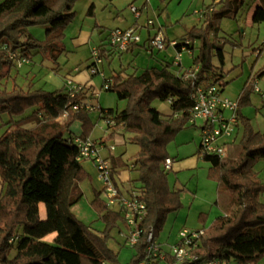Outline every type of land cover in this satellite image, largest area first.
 Masks as SVG:
<instances>
[{"label":"trees","instance_id":"16d2710c","mask_svg":"<svg viewBox=\"0 0 264 264\" xmlns=\"http://www.w3.org/2000/svg\"><path fill=\"white\" fill-rule=\"evenodd\" d=\"M76 1L0 0V115L22 116L10 120L0 137V264H121L117 254L107 246L111 229L118 226L119 233L124 226L119 211L107 207L100 192L95 193L91 206L105 224L101 233L90 230L71 212L82 198L79 183L85 171L77 160L79 150L72 144V137L65 135L79 121L83 130L81 139H87L92 128L90 111H72L74 104L87 100L86 94L82 92L72 99L66 87L50 92L23 89L14 82L18 58L29 64L39 53L55 63L64 51V30L75 18ZM222 3L219 10L208 6L201 25L192 27L182 39L199 43L198 53L192 57V65L200 67L199 82L221 83L224 88L228 82H223L222 67L228 40L220 36V21L235 18L243 3L221 0L219 4ZM92 8L89 7L87 15L93 14ZM254 22L264 23V9H257ZM34 26L45 28L43 40L29 34V28ZM107 46L97 47L101 58L102 47ZM9 54L16 59L11 60ZM212 59L218 61L219 67L212 64ZM172 66L173 63L162 62L140 74L126 75L124 70L115 73L106 80L110 84L107 91L125 101L126 107L120 112L99 108L100 119L106 114L115 120L113 132L128 134V141L138 147L129 167L137 177L129 181L132 186L126 194L139 195L145 203L147 213L142 227L146 231L152 229L156 238L166 217L182 208L180 191L170 190L162 162L168 157L167 144L189 123L193 107L190 84ZM263 75L261 69L248 78L237 99L241 137L236 156L203 158L209 164L207 179L217 185L215 204L220 206V196L227 193L232 206L204 230L198 253L206 258L240 264H257L264 258V202L260 199L264 182L253 169L258 160H264V132H255L241 113L250 104L254 81ZM154 101L169 103L172 114L164 117L151 106ZM28 110L31 112L25 115ZM64 113L67 117L59 122ZM122 165L117 159L111 160L115 184ZM39 205L45 208V219L40 218ZM205 217L206 214H200L198 221ZM248 223L256 226L243 229ZM50 234L54 235L53 241L45 242L43 238ZM14 237L17 240L10 244ZM12 250L15 253L9 257ZM134 250L127 264H138L143 259L144 236Z\"/></svg>","mask_w":264,"mask_h":264},{"label":"rangeland","instance_id":"374dc122","mask_svg":"<svg viewBox=\"0 0 264 264\" xmlns=\"http://www.w3.org/2000/svg\"><path fill=\"white\" fill-rule=\"evenodd\" d=\"M84 1L86 0H77L75 2V12L80 13L86 8L85 5L87 6L88 3L86 4ZM93 1L95 4H103L109 0ZM113 1H115V5L111 6L113 16L110 18L107 17L106 21L108 25L105 24L108 29L116 26L117 22H114L116 15L119 17L118 23L121 27L127 25L132 19L130 7L124 3L125 1ZM240 1H242L243 4L238 10L235 18H223L220 21V36L228 40L225 44V61L222 67V72L224 74L223 82H228V84L223 88L222 97L230 100L238 99L248 78L253 77V75L261 69L264 72V23L254 22L257 9H264V5L256 0ZM220 2L221 0H151L146 6V10L140 12V24L142 27L139 33L140 43L138 46L135 47L132 52H124L122 55L114 54L111 59H102V63L97 65L99 74L92 75L89 72V64L93 62L89 48L82 47L80 49L82 52L75 53V48L70 44L69 40H65L64 48L67 54L66 61L58 65L56 61L58 62L59 56L56 58L55 63H53L48 60L46 55L43 56L38 53L32 57L31 64H24L21 68L13 70L14 75L17 71L14 82L23 89L34 88L51 92L56 89L53 83L48 81L46 75L59 68L60 70L57 71V74H59L58 77L61 80L67 76H71L75 85L83 87V92L86 94L87 103L89 105L120 112L125 109L126 102L120 101L114 92L102 89L101 85L104 80L122 70L128 75L140 74L145 69L159 67L163 60L166 62H175L176 53L169 47L161 51L153 50L150 52L142 46L146 44V40L148 39V30L146 29L147 22L151 21L153 23V27L150 26L151 36L159 32L161 36L168 40H180L192 27L201 25V23H198V20L203 19V17H201L203 10L208 6H213L216 10H219L220 7L223 6V3L219 4ZM29 34L37 40H43L45 28L40 26L30 27ZM102 35L104 38L106 33L103 32ZM93 42L96 45L99 44L97 39H94ZM198 46L199 43L195 41L193 55L188 53L182 54L180 61L181 68H187L192 65V57L197 55ZM259 47H261V51L258 50ZM213 62L216 64V67H219V63L216 59H212V64ZM76 69H78L77 71L79 72H77ZM177 69L179 70L175 65L172 66V70ZM257 81L258 89L264 94V75ZM96 93L98 97H95ZM249 99L250 104L244 106L241 109V113L249 119L251 127L255 132H264V104L257 93L253 92L250 94ZM151 106L159 110H164L165 108L170 110L169 103L154 101L151 103ZM30 112L31 110L26 111L25 115H28ZM21 117L22 116H11L7 113L1 114L0 137L7 129L6 125L10 120H18L21 119ZM99 117V110L96 109L89 112V120L92 128L87 138L97 143L104 142L102 144L101 156L110 161L112 159H118L121 164H123L120 170L122 171L121 176L122 178H127L128 181L120 185L118 179L117 183L120 187L123 186L122 188H125L126 191V189L132 186L129 181L137 177V174L131 172L129 167L133 163L138 147L128 141V134L121 131H119L120 133L118 134L119 139L111 136L113 129L107 128L103 120ZM74 123L81 124L79 121H75ZM196 124L197 127L201 126L200 121ZM75 127L73 126L69 132L78 134L80 131L81 133L78 137L81 138L83 133L82 124L81 130L79 131ZM70 133H66V135H71ZM240 137L241 129L239 128L233 144L231 146L228 145V148H226V155L232 154L234 155L233 157L236 156ZM193 142H198V145L200 144V133L197 128L188 123L167 144L166 153L168 158L171 159L172 155L175 156L177 154L181 156L183 152L184 154H188V149H192ZM110 146L114 147V150L111 152L108 151ZM184 147H186V149ZM177 150L181 153L177 152ZM197 157L200 165L195 171L194 176H191L190 172H186L177 177L172 171L167 172L169 188H173L175 185L176 190H182L184 197L182 199V208L178 212L170 213L166 217L162 229L157 236V241L163 246L175 243L177 241L178 232L183 228L189 230H205L209 228L215 223L217 218L226 211V208L230 209L232 207L227 193L220 196V206L215 204L218 200V196L216 198L217 185L215 182L207 179L208 164L205 163L199 155H197ZM81 162L85 171V177L79 183L82 198L71 208V212L76 219L89 227L90 230L101 233L104 230L105 224L98 218L97 213L91 206V201L95 193L98 192H100V199L103 201L102 184L97 178V171L92 162L89 160ZM253 169L259 172L260 179L264 181V160L256 162ZM134 186L138 187V183H135ZM193 190L194 192L196 190L197 193H194V200L191 203L189 195H191L190 193ZM185 193H187V196ZM200 213H207L203 224L198 221ZM45 214L44 206L40 205L41 219H45ZM255 226L256 223H248L243 226V229L253 228ZM107 246L114 254H117L119 263L121 264L129 263L135 254L134 248L125 245L124 240L120 238L118 226L111 229L107 239ZM14 253L15 250H12L9 257H12ZM257 264H264V258L258 261Z\"/></svg>","mask_w":264,"mask_h":264},{"label":"built area","instance_id":"2783aa9c","mask_svg":"<svg viewBox=\"0 0 264 264\" xmlns=\"http://www.w3.org/2000/svg\"><path fill=\"white\" fill-rule=\"evenodd\" d=\"M133 16L138 19L140 11L134 7H130ZM203 10L201 17L205 14ZM153 26L148 21L146 27ZM140 27L135 26L126 30H112L108 33V47L115 52L124 53L129 51L133 46L140 43ZM146 47L150 50L161 51L165 48H171L176 53L173 65L179 68L182 79L191 86V97L193 99V107L190 111L189 124L197 126V122H201L199 128L200 145L198 155L203 159L206 156L225 157L226 148L233 143L238 133V101L230 100L222 97L223 87L221 83H207L203 85L199 82L198 73L200 67L191 65L187 68H181V56L183 53L192 54L194 43L188 39L168 40L160 35L159 32L153 36L149 35L146 40ZM11 60H15L14 54H9ZM93 64L89 68L92 75L99 74L97 65L102 63V58L97 49L91 52ZM18 68L27 64L26 59L15 60ZM107 80V79H106ZM104 80L102 89L107 91L110 84ZM70 98H75L83 92V87L75 85L71 79L65 81ZM254 92L260 93L257 87V80L254 81ZM262 94V93H261ZM264 97V94H262ZM98 97V94H95ZM88 101L76 103L72 107V111L80 112L82 110L92 111L99 110L94 105H89ZM67 117L64 113L59 122ZM106 127L113 128L115 120L110 119L104 114L102 118ZM79 150L78 161L89 160L97 171V178L102 184V196L105 205L112 209H117L123 219L124 226L119 231V236L125 242V245L135 248L142 236L145 237V250L143 259L138 264H240L236 261L221 259L217 257L206 258L205 255L199 254L201 240L204 235V229L189 230L181 229L177 235V241L173 244L163 246L157 241L152 229L145 230L142 223L145 219L147 209L145 203L140 199L139 195L129 196L126 191L116 184L112 177L111 161L101 156L102 144L95 141L81 138L71 139ZM109 151H113L114 147L110 146ZM173 160L166 158L162 162V169L169 172L172 169ZM17 240L16 237L9 241L13 244ZM245 264H254L252 262Z\"/></svg>","mask_w":264,"mask_h":264},{"label":"crops","instance_id":"0c3cea01","mask_svg":"<svg viewBox=\"0 0 264 264\" xmlns=\"http://www.w3.org/2000/svg\"><path fill=\"white\" fill-rule=\"evenodd\" d=\"M123 1H125L124 3H126L129 7H134V8L136 7V9H138L140 12H144L146 10L147 4L149 2H151V0H123ZM256 1L259 2L260 4L264 5V2H262L261 0H256ZM84 2H86V4L88 3L87 6L85 5L86 8H84V10H82L80 13L79 12H75L76 15H75L74 20L64 30V36H65L64 37V41L65 40H69L70 44L75 48V53L82 52V51H80V49L82 47H88L89 51L92 52L94 49H97V47H99V46H101L103 44L107 45V36H108V33L110 31H112V30H116V29L126 30V29H129V28L135 27V26H139L140 29H141V27H142L141 24H140L141 16L138 19H136L133 16V14H132V19L130 20V22L127 25L123 26V27H121L119 25V23H118L119 22V17L116 15V17L114 19V22H117L116 26L114 28H109L108 29L105 26V24L108 25L106 19H107V17L110 18L111 16H113L112 15L111 6L115 5V1L109 0V1H107L105 3H103V4H95V2L93 0H86ZM90 6L93 7L92 8L93 9V14L92 15H87V11H88ZM116 9H118V8H116ZM201 21H202V19H199L198 23H201ZM146 29L148 30L147 34L149 36L151 34V32H150L151 29H150V27H146ZM103 32L106 33V35H104V38H103V35H102ZM94 39H97L99 41L98 45L94 44V42H93ZM64 41H63V45H64ZM137 46L138 45L133 46L129 51H127V53L132 52L133 49L135 47H137ZM261 47H259V49H258L259 51H261ZM109 49L110 48L108 46L106 48L102 47V50H104V51L101 52L102 59H107V58L111 59L114 54H118V55H122L123 54V53H118V52H115V51H108ZM66 55H67L66 54V50L64 48V51L59 55L58 62L56 61V63L59 65V64H62L64 61H66V59H67ZM192 55H193V53H192ZM163 62H166V61L163 60ZM170 63H172V62H170ZM29 64H31V62ZM92 64H93V62H91L89 64V67H91ZM213 64L216 67V64L214 62H213ZM58 70H60V69L58 68L56 71H53L52 73H48L46 75V77H47V79H48V81L50 83H53V85L55 86V89H62L63 87H66L65 86V81L67 79H71L72 80V78H71V76H67L63 80H61L58 77L59 74H57ZM77 70L78 69H76V71ZM177 70H173V71H177ZM77 72H79V71H77ZM126 75H128V74H126ZM72 82H73V80H72ZM257 83H258V81H257ZM101 87H102V85H101ZM254 93H256V92H254ZM261 93L263 94V92H261V91H260V93H257V94L260 97L262 103L264 104V97L262 96ZM235 100H237V98ZM157 110L164 117H168V116H170L172 114L171 110H167L166 108L164 110H159V109H157ZM73 126L74 127L76 126L75 128L78 131L81 130V124L74 123L72 125V127L70 128V131L73 128ZM192 126L199 130V128L197 126H195V125H192ZM80 133H81L80 131H79L78 134L75 133V132L74 133H70L71 135L67 134V135H65V137L71 136L72 139L73 138H79L78 136H80ZM112 133H113L112 136H114L116 139L119 137L118 136V134L120 133L119 131H114ZM232 144L233 143H231L229 145L231 146ZM182 145H186V144H182ZM199 145H198V142H193V145H192L193 147H192V149H188V151H189L188 154H184V152L181 153V152H179L177 150V152L181 153V156H178V154L175 155V156L172 155L171 159L173 160V165H172V169L170 171L175 173V175L177 177L180 176V174H185L186 172H190V175L194 176L195 171L198 169V167L200 165V163L198 161V157H197V155H198L197 152H198V149H199ZM184 148L186 149V147H184ZM108 151H109V149H108ZM109 152H111V151H109ZM226 152H227V150H226ZM258 161H261V160H258ZM208 168H209V164H208ZM208 168H207V171H208ZM120 170H119L118 175L116 176V181L119 179L120 185H123L125 182L128 181V179L124 178V177H123L124 179L122 178V176H121L122 171H120ZM254 171L260 177L259 172L257 170H255V169H254ZM206 176H207V174H206ZM122 189H124V191H125V188H122ZM170 190L171 191H177L175 185H174L173 188H170ZM178 191H180V201H181V204L183 206V201H182V199L184 197L183 196V192H182L181 189L178 190ZM1 192H2V185H1V171H0V194H1ZM192 192L190 193L191 195H189V199H191V203L194 200V196H195L194 193H197V191L195 190V192H194V190H193ZM185 194L187 196V193H185ZM217 196H218V193L216 192V198H217ZM260 199H261V201L264 202V192L262 193ZM215 201H216V199H215ZM217 206H219V205H217ZM200 214H206L207 215V213H200ZM39 215H40V205H39ZM222 215L223 214H221L219 217H221ZM205 219H206V217L202 218L200 221L201 222L205 221ZM53 239H54V235L53 234H50V235H48V236L43 238L44 241H48V242H52Z\"/></svg>","mask_w":264,"mask_h":264}]
</instances>
